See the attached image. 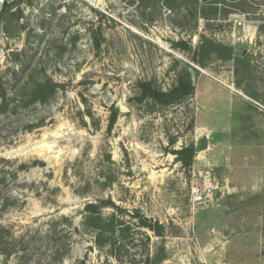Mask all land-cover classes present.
Returning a JSON list of instances; mask_svg holds the SVG:
<instances>
[{
  "label": "rangeland",
  "instance_id": "1",
  "mask_svg": "<svg viewBox=\"0 0 264 264\" xmlns=\"http://www.w3.org/2000/svg\"><path fill=\"white\" fill-rule=\"evenodd\" d=\"M5 1L0 264H264V0H211L208 19L197 0ZM185 64L193 96L143 93ZM47 81L52 99L22 106ZM89 204L114 235L85 225Z\"/></svg>",
  "mask_w": 264,
  "mask_h": 264
},
{
  "label": "trees",
  "instance_id": "2",
  "mask_svg": "<svg viewBox=\"0 0 264 264\" xmlns=\"http://www.w3.org/2000/svg\"><path fill=\"white\" fill-rule=\"evenodd\" d=\"M20 1L21 0H17V3ZM197 1L202 2L201 8L195 13L197 18L199 17L200 19H208L210 15L216 14L217 9L214 8L213 3L211 4V0ZM12 10L13 6L2 7L0 11V22L6 20L12 14ZM202 39V45L199 52L203 60L206 56L210 55V53L213 52V43L211 40H208L205 37H202ZM221 48L226 53L220 55L221 57L229 60L234 58V52L232 48L224 46H221ZM190 69V65L185 64L180 74L178 86L174 87L168 93L153 89L149 83H142L141 88L143 89V93L146 96H149L151 99L165 104H172L181 99L193 96V94L195 93V86L193 84V77ZM57 88L58 85L51 81L37 83L35 88H33L29 94L21 98L20 101L22 103V106L27 107L30 104L48 103L56 94ZM0 98L2 99V103L0 105V113H5V111L8 110L10 103H7V96L4 92H2V96H0ZM116 118L117 114L114 113L112 117V123L116 121ZM195 153L196 151L194 147L184 148L179 152V154L183 156L182 161L184 162L185 167L193 166ZM101 208L94 204H89L86 207L88 215L85 219V225L89 226L90 228L96 229V231H100V237L103 236L104 232L114 235L118 228L116 216L112 215L106 218L101 213ZM141 224L143 227L151 228V226H149L148 223L144 220H142Z\"/></svg>",
  "mask_w": 264,
  "mask_h": 264
},
{
  "label": "built area",
  "instance_id": "3",
  "mask_svg": "<svg viewBox=\"0 0 264 264\" xmlns=\"http://www.w3.org/2000/svg\"><path fill=\"white\" fill-rule=\"evenodd\" d=\"M214 194V186L211 184H206L203 189L194 188L192 192V202L194 204H203L212 198Z\"/></svg>",
  "mask_w": 264,
  "mask_h": 264
},
{
  "label": "crops",
  "instance_id": "4",
  "mask_svg": "<svg viewBox=\"0 0 264 264\" xmlns=\"http://www.w3.org/2000/svg\"><path fill=\"white\" fill-rule=\"evenodd\" d=\"M200 93H201L200 90L199 89H196V99H198V96H200Z\"/></svg>",
  "mask_w": 264,
  "mask_h": 264
},
{
  "label": "water",
  "instance_id": "5",
  "mask_svg": "<svg viewBox=\"0 0 264 264\" xmlns=\"http://www.w3.org/2000/svg\"><path fill=\"white\" fill-rule=\"evenodd\" d=\"M8 4L7 1L4 2L3 7H5ZM1 10V9H0Z\"/></svg>",
  "mask_w": 264,
  "mask_h": 264
}]
</instances>
